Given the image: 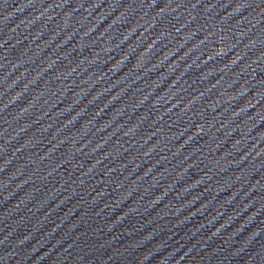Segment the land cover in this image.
I'll return each instance as SVG.
<instances>
[{"label":"water","instance_id":"water-1","mask_svg":"<svg viewBox=\"0 0 264 264\" xmlns=\"http://www.w3.org/2000/svg\"><path fill=\"white\" fill-rule=\"evenodd\" d=\"M0 264H264V0H0Z\"/></svg>","mask_w":264,"mask_h":264}]
</instances>
